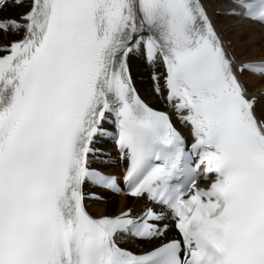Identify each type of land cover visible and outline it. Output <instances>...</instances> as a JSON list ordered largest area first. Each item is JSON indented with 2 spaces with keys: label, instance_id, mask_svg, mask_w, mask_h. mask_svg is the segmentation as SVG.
Listing matches in <instances>:
<instances>
[{
  "label": "snow or ice",
  "instance_id": "1",
  "mask_svg": "<svg viewBox=\"0 0 264 264\" xmlns=\"http://www.w3.org/2000/svg\"><path fill=\"white\" fill-rule=\"evenodd\" d=\"M227 3L29 0L0 17V264H264V92L241 79L264 61L238 59L210 15L264 26V0ZM134 55L162 66L154 91L190 146L137 92ZM98 137L126 162L123 187L92 167ZM86 184L160 210L93 216ZM121 235L159 243L137 254Z\"/></svg>",
  "mask_w": 264,
  "mask_h": 264
},
{
  "label": "bare ground",
  "instance_id": "2",
  "mask_svg": "<svg viewBox=\"0 0 264 264\" xmlns=\"http://www.w3.org/2000/svg\"><path fill=\"white\" fill-rule=\"evenodd\" d=\"M213 5H217V11L225 10L228 5L227 0H211ZM26 7L23 6H12L4 5V9L0 12V16L3 17H19L26 11ZM210 15H212L213 21L221 33V35L226 39H232V46L237 43L246 42V48L235 49V53L238 59H251V60H264V28L259 24H253L251 22L237 21L231 17H224L216 15L215 12L210 9ZM238 37V38H237ZM242 47V46H241ZM263 48V50H262ZM262 50V51H261ZM130 68L136 82V85L144 97V99L151 105L155 107H161L162 101L159 97L155 96L153 92V84L149 79L150 69L144 65L142 56L134 55L130 58ZM245 77L242 76L241 79L245 84H248L250 93L257 94L258 91L253 90L254 88L262 89L264 87V81L258 77H250L249 74L244 73ZM250 77L248 80L246 78ZM139 79H142L139 81ZM250 85V86H249ZM254 87L251 89L250 87ZM260 103L264 104V98H260ZM108 174H117L120 170L117 166H103ZM114 195L106 194L104 196L103 202H92L87 201L88 211L96 217L103 215H113L112 203L117 200L118 208L117 212L121 213L127 208H134L135 206H143V199H127L124 197H118L115 199ZM115 203V202H114ZM116 212V210H114ZM117 214V213H116ZM159 241L152 242H139L137 247H142L146 249H151L155 247ZM146 251V250H145Z\"/></svg>",
  "mask_w": 264,
  "mask_h": 264
},
{
  "label": "rangeland",
  "instance_id": "3",
  "mask_svg": "<svg viewBox=\"0 0 264 264\" xmlns=\"http://www.w3.org/2000/svg\"><path fill=\"white\" fill-rule=\"evenodd\" d=\"M238 44V46H236V45H234V46H232V50L233 51H235V49L237 50V49H240V48H244L246 45V42H242V43H237ZM264 45V44H263ZM242 46V47H241ZM246 48V47H245ZM262 50H263V48H262ZM261 50V51H262ZM259 60V59H258ZM248 75V74H247ZM244 77H245V74L243 75ZM250 77H253V76H251V75H249ZM248 76V78H246V80H248L250 77ZM248 85V84H247ZM250 86V85H249ZM251 89H253L254 87H250ZM253 90H255V91H259V90H261V89H259V88H254ZM115 199H118V197H120V196H113ZM115 202V203H114ZM113 203H112V207L110 208V209H113V215H115L116 213H119V212H117V208H118V201L117 200H115ZM114 210H116V212L114 211ZM93 215V214H92ZM94 216V215H93Z\"/></svg>",
  "mask_w": 264,
  "mask_h": 264
}]
</instances>
